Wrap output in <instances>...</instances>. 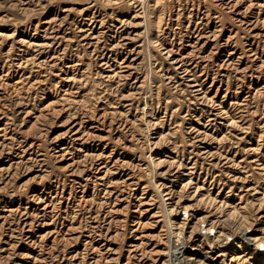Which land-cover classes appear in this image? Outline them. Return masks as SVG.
<instances>
[{"label": "rangeland", "instance_id": "obj_1", "mask_svg": "<svg viewBox=\"0 0 264 264\" xmlns=\"http://www.w3.org/2000/svg\"><path fill=\"white\" fill-rule=\"evenodd\" d=\"M193 245L264 264V0H0V264Z\"/></svg>", "mask_w": 264, "mask_h": 264}, {"label": "bare ground", "instance_id": "obj_2", "mask_svg": "<svg viewBox=\"0 0 264 264\" xmlns=\"http://www.w3.org/2000/svg\"><path fill=\"white\" fill-rule=\"evenodd\" d=\"M178 252V251H177ZM213 254V250L211 249H205L204 247L199 248V247H190L186 248L183 250H180L176 255H177V262L176 264H199L201 263L202 258H206V260H211V261H217V259H214L211 257ZM219 256V254H218ZM217 256V257H218ZM219 258V257H218Z\"/></svg>", "mask_w": 264, "mask_h": 264}]
</instances>
